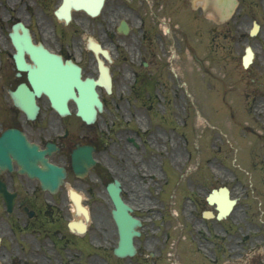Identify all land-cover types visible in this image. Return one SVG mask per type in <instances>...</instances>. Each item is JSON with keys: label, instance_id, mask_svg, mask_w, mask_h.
<instances>
[{"label": "rangeland", "instance_id": "1", "mask_svg": "<svg viewBox=\"0 0 264 264\" xmlns=\"http://www.w3.org/2000/svg\"><path fill=\"white\" fill-rule=\"evenodd\" d=\"M185 3L186 0L179 3L178 0H106L97 17L79 11L70 25L62 26L52 16L56 0H0L1 38L18 19L29 24L36 39L53 49L70 41L72 47L84 48L87 36H92L111 52L113 92L106 94L101 89L105 108L95 121L105 143L98 159L108 175L119 178L124 187L128 185L132 191L139 188L147 204H137L134 195L128 199L143 225L135 241L137 254L131 261L126 258L120 264H205L204 248H212V237L205 232V225L220 230V223L203 219L200 214L201 209L209 208L202 204L208 188L223 181L225 171L218 159H226L227 155L220 154L218 149L231 152L226 167L233 172V166L241 167L239 175L248 182L254 174L253 167L259 166L256 160L264 153V145L259 141L253 144L255 136L247 132L245 135L237 125L244 118L237 115L239 110L225 106L216 79L197 75V66L191 61L194 52L204 56L208 49L215 48L214 53L218 54V15L211 9H188L193 6L192 0H187V8H182ZM196 13L202 22L195 20ZM150 18H154V23ZM120 19L128 21L131 30L126 35H115L122 43L118 40L113 43L108 32L114 30ZM164 26L170 28L169 35L150 38L149 27ZM190 44L193 47H188ZM211 60V69L217 76L218 56ZM142 61L147 62L145 67ZM169 67L181 83L169 73ZM138 68V81L133 82V75L124 77L127 70L132 73ZM85 73L96 75L90 60L85 63ZM142 77L152 79L149 92L142 88ZM248 122L245 124L252 126ZM128 137L136 139L137 148L127 142ZM220 172H223L221 176ZM70 184L81 190L89 185L94 187H89L92 197L85 194L92 214L87 237L96 236L97 243L110 254L116 233L104 184L91 177ZM190 195L192 200L187 199ZM106 251L98 249L97 254L106 262L117 264L118 258L110 257ZM149 253H153L152 257ZM219 257L216 264H227L226 253ZM97 264L104 262L98 258Z\"/></svg>", "mask_w": 264, "mask_h": 264}, {"label": "flooded vegetation", "instance_id": "2", "mask_svg": "<svg viewBox=\"0 0 264 264\" xmlns=\"http://www.w3.org/2000/svg\"><path fill=\"white\" fill-rule=\"evenodd\" d=\"M217 36L224 104L255 111L253 121L264 125V0H233L230 13L219 18ZM56 51L63 58L74 55L71 47L59 46ZM13 52L10 38L0 37V264H97L93 246L97 237L88 239L89 229L81 233L68 226L73 217L67 206L73 199L67 183L86 178H77L72 171L73 149L91 145L97 155L100 136L95 126H85L79 118H59L43 93L36 99V116L28 118L12 96L19 83L32 89L26 71L17 69ZM227 94H233V100L226 101ZM11 130L21 132L38 150L55 143L57 150L42 157L65 168L64 182L56 192L44 189L25 169L18 158V134H4ZM36 164L44 169L41 159ZM253 169L250 182L224 169L223 181L217 184L225 185L238 205L222 230L221 255L226 253L227 264H264V165ZM91 172L98 176L96 165ZM83 190L92 197L89 186ZM73 220L76 223L79 216Z\"/></svg>", "mask_w": 264, "mask_h": 264}, {"label": "water", "instance_id": "3", "mask_svg": "<svg viewBox=\"0 0 264 264\" xmlns=\"http://www.w3.org/2000/svg\"><path fill=\"white\" fill-rule=\"evenodd\" d=\"M103 0H62L61 5L55 14L59 18H64L68 21L70 18V9H83L89 15H96L102 5ZM20 30V32H19ZM119 30L126 33L127 25L122 22ZM12 42L16 48L14 59L19 69L27 70L29 81L34 89L33 92L27 91L24 85H20L17 89L18 93L14 94L17 104L24 109L29 117H32L36 112L34 97L44 92L54 109L59 113H68L66 106L67 100L71 99L76 103V114L79 115L85 122L90 123L95 119L96 111L102 110V102L98 97L96 86H103L110 92V77L108 68L103 65V61L98 56L101 53L107 60L109 54L106 49H102L99 44L90 43L89 47L96 53V59L99 68V77L81 78L80 68L70 61L64 63L54 53L48 51L41 44H34L27 28L22 23H17L13 26L10 33ZM27 52L33 61L29 64L25 61L23 53ZM19 147V151H20ZM89 149H82L77 155L73 156V167L77 174H83L87 168L94 162L90 157ZM83 152L84 159L81 160L79 155ZM37 153L30 154V163H26L27 170L33 175H40L33 167L34 160L38 157ZM25 161V159H21ZM60 169L53 164L45 167L43 174V185L50 190H54L56 184L60 181L62 173ZM55 177V179L53 178ZM107 192L111 198L114 208L111 210V215L115 221L118 232V243L114 248L115 254L119 256L132 255L135 252L133 245V237L139 235L136 227L140 225V221L130 215L131 208L122 201L119 192V182L114 180L113 183L107 185ZM212 195V194H211ZM211 195L208 196L211 202ZM233 201H227V207L224 211L229 210L230 204ZM223 212L219 210L218 217ZM84 216L88 219V214L84 211Z\"/></svg>", "mask_w": 264, "mask_h": 264}, {"label": "bare ground", "instance_id": "4", "mask_svg": "<svg viewBox=\"0 0 264 264\" xmlns=\"http://www.w3.org/2000/svg\"><path fill=\"white\" fill-rule=\"evenodd\" d=\"M196 1L197 3H200L202 5L203 9L211 8L215 13L222 14L224 10H227L231 6L232 0H193ZM45 35L47 36V29ZM133 47H129V50L132 51ZM125 78L131 77L130 71L128 73L124 74ZM138 196V195H136ZM139 197V196H138ZM139 203L143 205L145 204L144 201H139Z\"/></svg>", "mask_w": 264, "mask_h": 264}]
</instances>
